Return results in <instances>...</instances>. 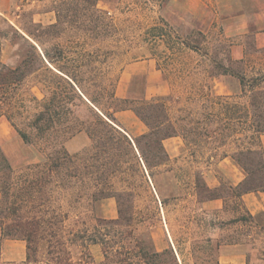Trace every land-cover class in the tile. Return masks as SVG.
<instances>
[{
  "label": "rangeland",
  "instance_id": "rangeland-1",
  "mask_svg": "<svg viewBox=\"0 0 264 264\" xmlns=\"http://www.w3.org/2000/svg\"><path fill=\"white\" fill-rule=\"evenodd\" d=\"M6 22L27 37L26 32L35 35L42 42L35 43L39 51L52 60L19 84L0 87V199L5 186L10 202L32 201L24 216L67 215L70 226L81 219L86 227L99 219L112 220L104 216L105 204L114 219L131 220L137 233L152 236L157 250L173 249L178 263L172 264H221L223 252L241 255L244 264H264V252L243 244L249 229L232 223L247 211L259 212L230 197V187L245 177L230 157L223 159L236 152L230 131L197 146L190 143L194 136H176L164 149L177 156L151 171L142 159L139 165L125 155L96 160V142L86 132V94L100 107L106 105L101 97L105 90L126 100L122 105L127 110L116 113V123L132 138L149 132L130 110L145 101L166 99V124L186 136L197 121L210 130L219 128L215 115L223 108L216 97L223 96L241 110L235 116L241 117L235 124L240 145L249 103L240 77L264 75V47L256 41V34L264 31V0H0V29L8 30ZM27 50L9 33L0 45L1 61L15 68ZM62 78H74L70 80L80 95L69 105L85 128L65 141L64 148L82 167L77 178L68 176L75 173L73 167L54 172L43 192L28 196L27 180L49 176L28 168L54 153L57 138L41 140L32 123L53 91L71 89ZM16 127L32 143H25ZM207 187L225 197L221 208L204 206L200 195L210 194ZM23 245L8 246L2 240L0 263H24ZM72 250L74 261L85 264L80 249ZM90 251L97 263L103 260L100 245Z\"/></svg>",
  "mask_w": 264,
  "mask_h": 264
},
{
  "label": "trees",
  "instance_id": "trees-1",
  "mask_svg": "<svg viewBox=\"0 0 264 264\" xmlns=\"http://www.w3.org/2000/svg\"><path fill=\"white\" fill-rule=\"evenodd\" d=\"M7 31L0 29V45L7 41L9 33L13 38L19 39L27 46L28 50L20 64L9 67L2 63L0 58V87H12L25 80L29 75L47 67V62L52 58L47 52L41 53L36 46L42 42L32 33L26 32L25 36L13 25L6 22ZM35 67V68H34ZM68 76V75H67ZM69 77V76H68ZM71 89L57 92L53 91L51 96L42 104V109L35 115L32 123L37 136L41 140L49 141L53 135L56 150L54 153L44 155V160L29 170L44 171L49 176L40 175L36 179L27 180L26 192L30 196L33 191L43 192L49 181V177L58 170L68 168L74 169V174L68 176L77 178L80 166L78 159L71 156L64 148V142L70 140L77 133L84 130L79 119L74 116V110L70 102L80 96L72 81L74 78H62ZM242 90L249 103L244 107V132L243 142L237 145L240 138L236 132V122L241 117H235L241 111L237 104L230 103L231 98L217 96L216 100L223 108V112L215 115L220 124L218 129L210 130L204 121H197V127L187 131L186 136L178 133L169 121L166 99L160 97L151 101H145L140 107L130 110L141 119L149 132L138 137H130L116 123V113L127 110L122 104L126 100L116 97L113 92L105 90L101 97L106 100V105L100 107L96 100L89 98L86 94V113L89 120L86 122V132L96 142V160L105 158H120L122 155L129 156L140 165L141 159L148 170L164 165L170 160V156L164 149L163 141L176 136H194L191 144L197 146L201 143H209L217 139L223 131L228 130L229 136L234 138L232 143L236 146V152L226 155L223 159L230 157L231 160L245 173V177L239 183L230 187V197L236 204L242 203L244 195L249 193L264 192V75L248 80L245 76L240 77ZM37 102V99H35ZM92 104V105H90ZM222 116H225L226 123H223ZM208 116H206V119ZM91 120L90 124L88 122ZM231 123H234L233 125ZM226 125V127H225ZM237 125V124H236ZM14 126V125H13ZM17 128V127H16ZM20 137L25 143H32L29 136L18 129ZM146 140L145 147L142 141ZM189 142V141H188ZM160 149L163 154L149 155L148 151ZM165 157V158H164ZM94 158V159H95ZM5 160V168L13 172L8 160ZM5 186H2V198L0 199V242L2 240H19L26 243V261L22 264H77L74 261V251L80 249L81 258L85 264H172L178 263L177 256L173 249L159 251L156 249L153 237L140 234L132 227L131 220L126 219H99L92 226L86 227V223L78 219L73 226L67 224L68 216L47 218L42 215L24 216L23 209L31 204L30 199H19L10 202ZM208 195L201 192L202 203L212 200H224L221 194H214L212 189L207 187ZM212 192V193H211ZM31 198V197H30ZM166 206V202H162ZM39 205V206H38ZM34 205L44 207L43 203ZM232 223L242 224L249 229L243 239V244L250 246L253 250L264 252V211L253 215L247 211V216L237 217ZM126 227V230L122 229ZM234 240L233 244H239ZM100 245L103 248V260L96 262L90 248ZM248 260V264H249ZM0 264H14L5 262Z\"/></svg>",
  "mask_w": 264,
  "mask_h": 264
},
{
  "label": "crops",
  "instance_id": "crops-1",
  "mask_svg": "<svg viewBox=\"0 0 264 264\" xmlns=\"http://www.w3.org/2000/svg\"><path fill=\"white\" fill-rule=\"evenodd\" d=\"M256 41L258 44V47H264V31H260L256 34ZM177 139L176 137H172L169 139L164 140V146H172V140ZM263 145H264V137H263ZM167 153L169 154L170 158L176 157L177 155L174 153V150L167 148ZM1 197V193H0ZM243 201H245L248 205V207L251 209L252 207L256 208L255 212H262L264 211V192H259V193H249L243 196L242 198ZM221 200H212L204 203V206L206 208H221L222 207V202ZM104 207V216L106 218L114 219L115 215L111 209H107L105 204L103 205ZM254 212V213H255ZM258 213V214H259ZM14 244H19V246L23 247V241H17V240H6V245H14ZM24 254V253H23ZM22 254V256H23ZM21 256V253H20ZM221 264H244L243 259L241 255H238L237 257L232 256L229 257L227 252H223L221 256Z\"/></svg>",
  "mask_w": 264,
  "mask_h": 264
}]
</instances>
